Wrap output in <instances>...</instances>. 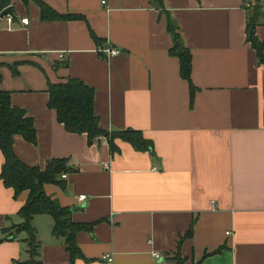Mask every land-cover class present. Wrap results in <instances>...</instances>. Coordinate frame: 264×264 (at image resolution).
<instances>
[{
  "label": "crops",
  "instance_id": "1",
  "mask_svg": "<svg viewBox=\"0 0 264 264\" xmlns=\"http://www.w3.org/2000/svg\"><path fill=\"white\" fill-rule=\"evenodd\" d=\"M12 1L18 19L0 20V88L32 116L37 136L14 134V149L42 168L67 157L65 187L44 188L59 205H81L74 222L92 224L77 231L83 256L72 260L52 215H34L42 264H176V252L187 264H264V64L247 39L253 0H44L83 16L54 20L34 0ZM169 23L192 55L193 102L169 53ZM256 34L264 41V8ZM71 77L95 89L102 128L139 129L154 151L120 137L114 151L105 136L98 146L66 130L48 83ZM3 161L0 150V171ZM27 198L0 179V264L30 258L26 232L10 229Z\"/></svg>",
  "mask_w": 264,
  "mask_h": 264
},
{
  "label": "trees",
  "instance_id": "2",
  "mask_svg": "<svg viewBox=\"0 0 264 264\" xmlns=\"http://www.w3.org/2000/svg\"><path fill=\"white\" fill-rule=\"evenodd\" d=\"M28 3L30 0H23ZM40 6V15L43 19H69L82 18L80 14H62L53 9L44 0H34ZM163 3V0H157ZM252 9L255 14H250L247 21V39L255 48L260 62L264 64V41L256 34L257 15L261 12V0H253ZM12 0H0V10ZM174 34L175 45L169 49V53L180 58L181 75L188 81L190 86V101L196 92V86L191 79L192 55L190 49L183 44L176 26L167 25ZM92 36L97 43L98 37L93 31ZM17 72L16 69L13 70ZM49 99L48 105L56 110L57 120L62 122L66 130L70 132L85 133L89 142H94L96 138L107 137L110 148L117 150L115 139L120 137L130 142L135 147L142 150L154 151L153 142L146 138L144 133L136 128H124L118 130H108L100 126L99 116L95 113L94 93L95 89L77 77L68 78L65 81L48 83ZM14 134H20L27 141L35 143L37 141L36 128L32 116L20 106L11 104V92L0 88V150L4 154V161L1 165L0 179L6 186L14 189V196L23 190L28 191L26 202L20 207L19 214L22 221L16 223L10 229L26 232L25 241L30 258L24 261H15L13 264H42L39 256L41 242L37 238L36 227L32 224V218L36 214L49 213L52 215L53 234L63 237L66 240L67 249L74 260L77 256H83L80 247L75 240L77 231L91 229L92 224L74 222L71 219L72 210L70 207L59 205L51 195L46 193L44 184L46 182L60 183L65 187V181L59 179V174L69 171L67 157H52L46 160L44 168L37 165H28L15 151L13 142ZM192 232V227L187 231V235ZM12 237L13 235L10 234ZM184 236H182L183 238ZM182 240V239H181ZM176 264H187L186 257L176 252L173 255ZM192 264H201L200 261Z\"/></svg>",
  "mask_w": 264,
  "mask_h": 264
},
{
  "label": "built area",
  "instance_id": "3",
  "mask_svg": "<svg viewBox=\"0 0 264 264\" xmlns=\"http://www.w3.org/2000/svg\"><path fill=\"white\" fill-rule=\"evenodd\" d=\"M105 1L106 0H103V2H105ZM253 3H254L253 1L246 2V7L247 8L252 7ZM263 8H264V5H263ZM8 19L9 20H12L13 17L9 15L8 16ZM21 22L22 23H28L29 22V17L28 16H24V18H21ZM104 51H106L109 55H115L116 53L119 52V49L118 48L107 47V48L104 49ZM105 166L107 168H109L110 167V164L109 163H106ZM63 176H65V174H63ZM85 197H86L85 194H81L80 195V199H84ZM153 256L155 258H158V257H160V253L157 252V251H154ZM105 257L108 258L109 260H112V258H113L112 255H109V254H107Z\"/></svg>",
  "mask_w": 264,
  "mask_h": 264
},
{
  "label": "water",
  "instance_id": "4",
  "mask_svg": "<svg viewBox=\"0 0 264 264\" xmlns=\"http://www.w3.org/2000/svg\"><path fill=\"white\" fill-rule=\"evenodd\" d=\"M254 14V11L253 13ZM12 16L14 19H18V16H16V14L14 13V5L11 3L8 6L4 7L2 10H0V20L3 16ZM97 145L100 146L101 145V137L97 138ZM81 205H75L74 207L71 208V210H75L77 208H80Z\"/></svg>",
  "mask_w": 264,
  "mask_h": 264
}]
</instances>
